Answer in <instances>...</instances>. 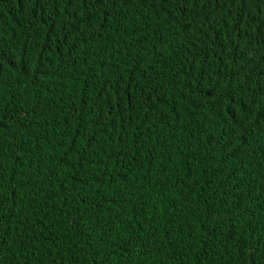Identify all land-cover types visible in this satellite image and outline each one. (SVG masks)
<instances>
[{
  "label": "trees",
  "instance_id": "obj_1",
  "mask_svg": "<svg viewBox=\"0 0 264 264\" xmlns=\"http://www.w3.org/2000/svg\"><path fill=\"white\" fill-rule=\"evenodd\" d=\"M0 264H264V0H0Z\"/></svg>",
  "mask_w": 264,
  "mask_h": 264
}]
</instances>
